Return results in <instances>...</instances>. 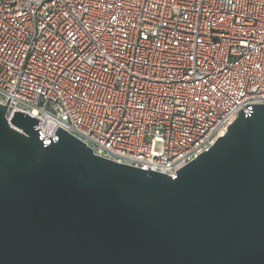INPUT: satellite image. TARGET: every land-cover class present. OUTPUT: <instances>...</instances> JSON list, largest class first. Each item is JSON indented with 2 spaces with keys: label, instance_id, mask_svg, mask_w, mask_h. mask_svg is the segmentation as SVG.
I'll use <instances>...</instances> for the list:
<instances>
[{
  "label": "built area",
  "instance_id": "2783aa9c",
  "mask_svg": "<svg viewBox=\"0 0 264 264\" xmlns=\"http://www.w3.org/2000/svg\"><path fill=\"white\" fill-rule=\"evenodd\" d=\"M176 177L264 105V0H0V105Z\"/></svg>",
  "mask_w": 264,
  "mask_h": 264
},
{
  "label": "water",
  "instance_id": "95a60500",
  "mask_svg": "<svg viewBox=\"0 0 264 264\" xmlns=\"http://www.w3.org/2000/svg\"><path fill=\"white\" fill-rule=\"evenodd\" d=\"M0 105V264H264V105L175 179Z\"/></svg>",
  "mask_w": 264,
  "mask_h": 264
}]
</instances>
